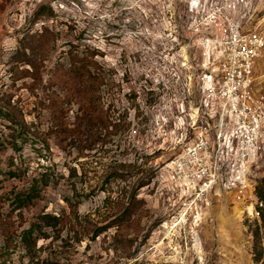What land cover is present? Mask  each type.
Listing matches in <instances>:
<instances>
[{
  "label": "rangeland",
  "instance_id": "obj_1",
  "mask_svg": "<svg viewBox=\"0 0 264 264\" xmlns=\"http://www.w3.org/2000/svg\"><path fill=\"white\" fill-rule=\"evenodd\" d=\"M189 2L0 0V213L12 212L17 232L7 247L0 228V264H263L254 253L258 227L264 240L262 206L223 188L196 195L169 165L193 134L194 116L182 107L197 99L209 64L195 28L200 14ZM45 27L55 36L45 42L49 51L34 90L33 78L21 72L28 65L20 53L26 36ZM91 52L104 78L102 109L120 129L53 134L47 96L61 90L50 84L54 70L69 66L72 54ZM69 108L66 121L73 126L78 103ZM251 172L256 190L264 156ZM144 180L149 183L139 188ZM34 182L40 198L14 209V193ZM133 193L144 204L122 231L84 229L104 226ZM71 204L82 223L60 233L45 228L48 237L39 239L32 260L22 229L39 213H70Z\"/></svg>",
  "mask_w": 264,
  "mask_h": 264
},
{
  "label": "built area",
  "instance_id": "obj_2",
  "mask_svg": "<svg viewBox=\"0 0 264 264\" xmlns=\"http://www.w3.org/2000/svg\"><path fill=\"white\" fill-rule=\"evenodd\" d=\"M189 3L200 14L195 28L209 64L197 99L189 97L188 108L182 107L194 116L193 134L169 165L196 195L223 188L240 202L254 199L264 207L251 177L264 156V0Z\"/></svg>",
  "mask_w": 264,
  "mask_h": 264
},
{
  "label": "trees",
  "instance_id": "obj_3",
  "mask_svg": "<svg viewBox=\"0 0 264 264\" xmlns=\"http://www.w3.org/2000/svg\"><path fill=\"white\" fill-rule=\"evenodd\" d=\"M41 14V11L36 12L37 16ZM53 36H55L54 31L45 27L42 31L28 34L26 42L22 43L23 50L20 53L22 55L20 61H23L28 67L23 68L21 72L25 76L33 78V83L29 85V88L35 90L37 83L34 81L39 79L41 67L44 65V59H46L49 51V48L45 46V42L53 38ZM27 49L28 52H26ZM95 55V52L90 54H72L69 66L60 65L55 68L52 77L53 83L50 84L52 86L59 83L61 90L59 92L54 90L47 96L48 107L51 108L53 118L50 127V131L53 134H62L63 137L66 136L68 138L69 136H77L81 131L92 129L96 126L104 127L108 133H116L120 129L121 122L111 119L112 117L108 111H103L102 109L104 106L101 104L99 90L104 83V78L101 74V66ZM74 102L78 103L79 112L76 115L73 126H71L70 122L66 121V116L70 109L69 106ZM1 150H3L2 147L0 148ZM148 183L149 180H144L140 182L138 187L140 188ZM255 191L258 199L264 204V176L259 180ZM39 198L40 187L34 182L29 188L14 193V209H22L33 205ZM143 204L144 199L139 198L137 193H133L128 200L123 202L120 212L115 214L104 226L94 229L85 226L84 229L89 232L93 231L96 234L108 227H115L117 232L122 231L130 223L134 222V216ZM260 209L264 226V207ZM76 223L82 222L80 221L77 205L71 204V211L68 214H52L49 212L37 214L35 220L30 223L29 227L22 229L19 236L22 244L27 248V253L33 260L37 242L41 238L48 237L47 231L44 230L45 228H52L60 233L67 225L75 227ZM12 224H14L12 222V212L7 214L0 213V228L5 235L7 247L14 246V236L17 233L15 229L11 228ZM254 238L255 258L264 264V240L260 227L254 232ZM2 253L0 250V258ZM45 264L51 263L47 262Z\"/></svg>",
  "mask_w": 264,
  "mask_h": 264
},
{
  "label": "bare ground",
  "instance_id": "obj_4",
  "mask_svg": "<svg viewBox=\"0 0 264 264\" xmlns=\"http://www.w3.org/2000/svg\"><path fill=\"white\" fill-rule=\"evenodd\" d=\"M248 209H249V211L252 213V211H253V206L250 205V206L248 207Z\"/></svg>",
  "mask_w": 264,
  "mask_h": 264
}]
</instances>
